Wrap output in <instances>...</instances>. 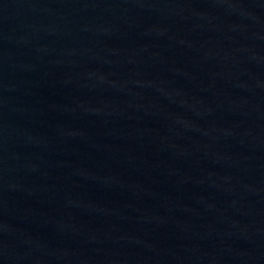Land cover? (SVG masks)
Segmentation results:
<instances>
[{"label": "water", "instance_id": "water-1", "mask_svg": "<svg viewBox=\"0 0 264 264\" xmlns=\"http://www.w3.org/2000/svg\"><path fill=\"white\" fill-rule=\"evenodd\" d=\"M0 264H264V0H0Z\"/></svg>", "mask_w": 264, "mask_h": 264}]
</instances>
